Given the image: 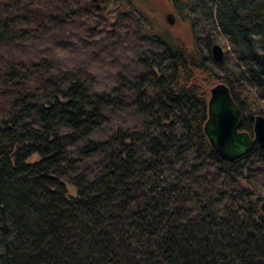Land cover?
Segmentation results:
<instances>
[{"label":"trees","instance_id":"obj_1","mask_svg":"<svg viewBox=\"0 0 264 264\" xmlns=\"http://www.w3.org/2000/svg\"><path fill=\"white\" fill-rule=\"evenodd\" d=\"M118 1L135 7L100 44L131 58L99 92L84 53L56 67ZM193 1L181 37L142 0H0V264H264V203L238 183L264 154L220 160L202 133L217 83L240 131L262 112L264 0ZM215 35L231 50L219 63Z\"/></svg>","mask_w":264,"mask_h":264},{"label":"rangeland","instance_id":"obj_2","mask_svg":"<svg viewBox=\"0 0 264 264\" xmlns=\"http://www.w3.org/2000/svg\"><path fill=\"white\" fill-rule=\"evenodd\" d=\"M142 2H145L144 7H146L150 11V17H152L153 21L157 25H162L166 29L171 28L173 30L171 32L174 33L175 31L176 33H179L178 36L181 37L185 32L184 29H186V23L182 22L183 19L181 18H190L192 11L198 8V6L193 5V0H142ZM191 6L193 7V10L190 12L189 9ZM134 7L135 5H126L125 3L118 1L114 5L109 6L106 10H103L98 17H96L94 20L90 21L88 25H86V28L79 29L81 35L78 39L69 40V42H71L72 46L75 48V51L72 54H61L62 57L59 58L60 63L58 64L57 62L58 65L56 68H58L59 71L70 70L75 65H73L72 62L67 61L66 56L72 57V59L75 60L81 59L82 53H84V59H86L89 63L92 61V64L95 63L96 67L97 65L99 66V70L91 72L97 77L96 80L92 81L94 84L91 82L88 83H90L92 89L95 91L107 92L111 88L112 83L110 80H108L107 77L110 76V74L114 73V69H112V66L117 67L116 64L124 65L126 62H130L131 55L128 54V52L126 55L125 50L122 52L119 51L116 48V42H113V40L108 39L109 41L107 42V44H100V42L106 39L108 35L107 32L113 30L117 13H131ZM137 9L140 10L139 8ZM172 9L174 10L171 11ZM167 14H171L173 18V23L170 26L166 24L164 19L165 15ZM114 37L115 36H113V38ZM212 39V44H217L221 48L224 57L227 60L229 57L231 58V50L225 39L220 35H215L214 37H212ZM96 43L101 46L93 49L92 46H94ZM104 46L106 47L103 49V51L99 52L98 49ZM25 49L29 56H32L34 54L39 55L38 53L44 50L41 43H39L38 41L26 43ZM111 50H113L114 53H112ZM51 65L53 66V63ZM208 89L209 88L206 89V93ZM258 103L262 108L261 111L264 112V103L261 101ZM252 110L257 111L258 109H251L250 112H252ZM37 160L38 158L35 155H32L27 159L29 163L36 162ZM258 166H260L259 169L261 171L249 169V166L245 167L244 174H246V179H239L238 183L242 188L250 191L252 194L259 196L262 199V203H264V193L259 189L261 185H264V164Z\"/></svg>","mask_w":264,"mask_h":264},{"label":"water","instance_id":"obj_3","mask_svg":"<svg viewBox=\"0 0 264 264\" xmlns=\"http://www.w3.org/2000/svg\"><path fill=\"white\" fill-rule=\"evenodd\" d=\"M164 19L169 26L173 23L171 14L165 15ZM209 54L213 62H221L222 50L217 44L210 46ZM240 120V111L227 87L222 83L211 86L207 90L202 133L220 160H237L249 153L253 146H257L264 154V116L253 117L251 134L239 130Z\"/></svg>","mask_w":264,"mask_h":264},{"label":"flooded vegetation","instance_id":"obj_4","mask_svg":"<svg viewBox=\"0 0 264 264\" xmlns=\"http://www.w3.org/2000/svg\"><path fill=\"white\" fill-rule=\"evenodd\" d=\"M225 57H224V54H223V52H222V60L221 61H226L225 59H224ZM261 112V111H260ZM257 115H262V116H264V112L262 111L261 113H259V114H257ZM254 116H256V115H254ZM253 116V117H254Z\"/></svg>","mask_w":264,"mask_h":264}]
</instances>
